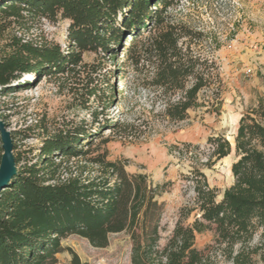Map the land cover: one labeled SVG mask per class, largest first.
<instances>
[{"label": "trees", "instance_id": "obj_1", "mask_svg": "<svg viewBox=\"0 0 264 264\" xmlns=\"http://www.w3.org/2000/svg\"><path fill=\"white\" fill-rule=\"evenodd\" d=\"M175 4L0 0V95L32 88L48 77L71 95L70 107L83 113L57 123L43 115L9 131L16 173L0 192V264H61L56 255L65 251L70 255L66 264H86L61 240L74 234L105 248L109 235L122 232L131 241V264H218V256L230 264H264V95L239 118L233 144L217 135L204 146L181 142L169 147V154L190 161L182 178L193 198L179 211L162 248L160 198L172 182L153 183L146 174L128 173V160L109 159L111 140L131 141L142 131L111 113L119 105L118 91L103 73L105 56L116 59L127 88L120 115L136 90L147 93L146 107L136 111V119L147 125H177L199 108L220 113L223 84L213 58L220 48L217 35L171 13ZM42 18L68 21L66 51L57 43L17 36ZM123 42L128 44L119 60ZM85 53L95 59L84 62ZM7 119L0 113L6 129ZM16 138H36L39 144L18 149ZM231 152L233 182L221 193L209 185L203 169ZM192 213L193 221L186 223ZM205 232L212 233L219 254L195 246L196 234Z\"/></svg>", "mask_w": 264, "mask_h": 264}, {"label": "rangeland", "instance_id": "obj_2", "mask_svg": "<svg viewBox=\"0 0 264 264\" xmlns=\"http://www.w3.org/2000/svg\"><path fill=\"white\" fill-rule=\"evenodd\" d=\"M176 16H182L193 27L216 33L220 48L213 53V58L219 66L223 84L222 105L220 113L207 112L206 108L189 111L188 119L177 125L157 122L147 125L137 120L136 111L147 105V93L136 90L130 94V104L123 115L118 110L124 107L121 94L126 90L125 82L116 71V59L105 56L103 73L110 86L118 91V107L111 111L120 119L134 122L142 131L135 134L131 141L111 140L107 145L111 160L126 159V171L130 174L142 173L149 176L153 183L172 182L169 190L164 193L160 202L163 203V213L160 221L159 248H162L170 236L179 211L192 205L193 194L190 184L182 178L189 171L190 161L169 154L171 145L181 142L204 146L209 136L223 135L232 144L237 123L242 114L256 104L257 98L264 95V0H176L169 9ZM68 21L56 23L40 22L31 26L26 32L34 40L57 43L62 50H67L66 28ZM144 31L143 33H145ZM130 41V39L128 40ZM123 42L118 50L117 59H122ZM94 54H83L84 62H92ZM131 82L132 77H128ZM131 86H134L131 83ZM71 95L67 90L59 91L54 79L43 77L32 88L7 96L0 95V113L7 115V130L17 131L24 128L35 119L45 115L49 122H60L82 116L71 106ZM135 113V114H134ZM104 135H109L105 131ZM18 149L26 146L37 147L36 138L20 140L16 138ZM2 151L0 149V155ZM234 152L219 160L211 168L203 172L211 187L222 191L232 182L231 164ZM221 195L218 196V200ZM192 213L186 223L193 221ZM258 242L254 238L253 244ZM63 247L76 253L86 264H131V241L128 234L122 232L109 235V243L105 248L92 247L88 241L78 235H68L61 240ZM195 246L206 253H220L216 250L213 236L210 232L196 234ZM56 258L61 264H66L70 255L67 251L59 253ZM218 264H230L223 257H217Z\"/></svg>", "mask_w": 264, "mask_h": 264}, {"label": "water", "instance_id": "obj_3", "mask_svg": "<svg viewBox=\"0 0 264 264\" xmlns=\"http://www.w3.org/2000/svg\"><path fill=\"white\" fill-rule=\"evenodd\" d=\"M0 149L2 151L1 159H0V192H1L7 187L8 182L16 173V168L13 158V145L10 137V132L6 128H4L1 121H0Z\"/></svg>", "mask_w": 264, "mask_h": 264}, {"label": "built area", "instance_id": "obj_4", "mask_svg": "<svg viewBox=\"0 0 264 264\" xmlns=\"http://www.w3.org/2000/svg\"><path fill=\"white\" fill-rule=\"evenodd\" d=\"M42 21H43L44 23L46 22V20H45L44 18H42ZM16 34H17L18 37H21V38H23L24 40H33V39H31V38H29V37L27 36V32H26L25 30H18V31L16 32ZM45 41H47V40H45ZM36 42H37V44H40V43H41V40H36Z\"/></svg>", "mask_w": 264, "mask_h": 264}]
</instances>
